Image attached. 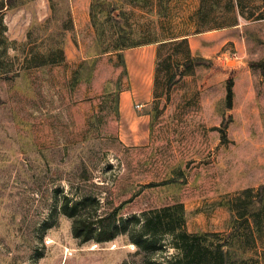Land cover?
Masks as SVG:
<instances>
[{
	"label": "rangeland",
	"instance_id": "rangeland-1",
	"mask_svg": "<svg viewBox=\"0 0 264 264\" xmlns=\"http://www.w3.org/2000/svg\"><path fill=\"white\" fill-rule=\"evenodd\" d=\"M8 1L0 0V264L142 262L126 234L75 237L64 195L98 198L100 214L122 206L125 217L181 202L190 232L227 236L232 214L222 201L264 185V20L249 18L261 0H244L243 17L222 11L221 0L209 24H239L194 36L200 65L168 93L163 76L158 99L124 109L122 92L139 79L113 48L117 27L128 43L155 40L166 16L137 8L158 0H107L102 37L94 24H73V7L94 0ZM60 45L66 62L41 65ZM178 52L184 63L187 50Z\"/></svg>",
	"mask_w": 264,
	"mask_h": 264
},
{
	"label": "trees",
	"instance_id": "trees-1",
	"mask_svg": "<svg viewBox=\"0 0 264 264\" xmlns=\"http://www.w3.org/2000/svg\"><path fill=\"white\" fill-rule=\"evenodd\" d=\"M94 0L91 4V16L93 24L97 28L99 36L104 35L105 29L98 23L99 11H104L107 0ZM172 0H158L159 14L168 16L169 4ZM10 2V0L8 1ZM12 4V2H10ZM221 0H201V7L197 13V32L206 29L230 27L239 24V21L215 24L210 23V13L220 7ZM151 6V5H150ZM244 0H226L224 9L234 11L240 16H246L244 12ZM264 0L260 4V12L255 16L264 20ZM3 5L1 8H4ZM114 11H112L113 13ZM102 13V12H101ZM214 22V20H213ZM212 23V22H211ZM70 24V22H69ZM104 26V23H101ZM65 25V29H70ZM165 33L158 35L155 40L146 39L128 43V35L123 24H118L117 39L114 50L119 52L123 65L126 66L123 51L127 48L141 44L154 42L160 38L169 39L161 44L159 49L158 69L156 77L157 97L164 76V84L168 93L172 85L193 68L196 59L193 57L188 38L176 39L173 32L163 29ZM172 39V40H170ZM179 47L187 50L184 63H178ZM108 49L105 48L104 52ZM41 65L64 63L67 60L64 48L51 47ZM173 68H176L175 71ZM228 106L232 108L234 100V80L228 85ZM227 207L232 220L231 232L223 236L217 232H190L187 228V215L185 205L181 202L150 209L129 217L122 215L123 207H116L104 214H100L102 202L91 195H84L73 199L70 195H64L60 204L63 214L73 219V232L75 237L85 241L97 242L111 241L122 234L129 236L131 243L137 246L139 253L143 255L141 263L126 262V264H264V185L256 188H246L221 203ZM167 237L171 240L168 241ZM174 249L177 253L167 255Z\"/></svg>",
	"mask_w": 264,
	"mask_h": 264
},
{
	"label": "crops",
	"instance_id": "crops-1",
	"mask_svg": "<svg viewBox=\"0 0 264 264\" xmlns=\"http://www.w3.org/2000/svg\"><path fill=\"white\" fill-rule=\"evenodd\" d=\"M262 1L263 0H261V4ZM200 7L201 0H172L169 4V16L168 18H164V20H168V23L161 22L163 24V29L166 30L170 29L169 24H173V27H171L170 30L173 32V36H175L176 39L188 38L192 55H194L193 51L196 48L195 43L193 44L194 36L206 32H197V13ZM137 9L144 15L154 14L153 17L155 18L159 15V6L157 4H154V8H151L152 11L149 7H138ZM263 10L264 6L261 8V11ZM72 15L75 29H80L86 26L88 27V24H93L90 2L84 6H74L72 9ZM171 15L173 16L171 17ZM92 28L93 27H91V30ZM168 40L169 39L164 37L154 42L141 44L129 49L127 48L123 51L125 52V58L131 78L139 79V82L133 85V88L122 92L121 102L123 109L124 107H128L129 103L132 102L134 98H139L144 102L158 99L156 77L159 49L161 44ZM73 43V40H71V44Z\"/></svg>",
	"mask_w": 264,
	"mask_h": 264
},
{
	"label": "built area",
	"instance_id": "built-area-1",
	"mask_svg": "<svg viewBox=\"0 0 264 264\" xmlns=\"http://www.w3.org/2000/svg\"><path fill=\"white\" fill-rule=\"evenodd\" d=\"M142 105H137L138 108H141Z\"/></svg>",
	"mask_w": 264,
	"mask_h": 264
}]
</instances>
